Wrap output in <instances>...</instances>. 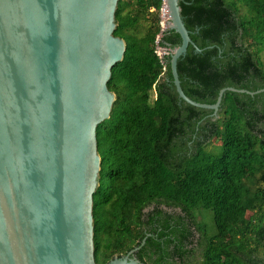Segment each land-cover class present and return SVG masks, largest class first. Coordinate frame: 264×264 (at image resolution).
Returning <instances> with one entry per match:
<instances>
[{
	"label": "trees",
	"instance_id": "obj_1",
	"mask_svg": "<svg viewBox=\"0 0 264 264\" xmlns=\"http://www.w3.org/2000/svg\"><path fill=\"white\" fill-rule=\"evenodd\" d=\"M162 0H118L123 58L107 82L116 95L97 125L93 194L96 264L144 243V264H264V92L225 91L216 114L180 100L161 33ZM202 49L177 61L184 93L214 103L226 86L264 88V0H179ZM158 43L157 35L160 34ZM168 49L160 57L156 46Z\"/></svg>",
	"mask_w": 264,
	"mask_h": 264
},
{
	"label": "water",
	"instance_id": "obj_2",
	"mask_svg": "<svg viewBox=\"0 0 264 264\" xmlns=\"http://www.w3.org/2000/svg\"><path fill=\"white\" fill-rule=\"evenodd\" d=\"M168 29L180 44L170 52L180 100L195 101L180 83L177 61L192 45L179 0H165ZM118 0H0V264H96L93 194L101 157L96 128L116 95L107 82L126 43L114 35ZM106 264H144L134 253Z\"/></svg>",
	"mask_w": 264,
	"mask_h": 264
},
{
	"label": "built area",
	"instance_id": "obj_3",
	"mask_svg": "<svg viewBox=\"0 0 264 264\" xmlns=\"http://www.w3.org/2000/svg\"><path fill=\"white\" fill-rule=\"evenodd\" d=\"M168 21H169L168 8H167L165 0H162V5L159 9V25H160L161 33L168 29ZM161 33L157 35L156 43H158V40H159ZM157 47H159V46L158 45L156 46V52L160 56V54L158 53ZM160 57H162V56H160Z\"/></svg>",
	"mask_w": 264,
	"mask_h": 264
},
{
	"label": "rangeland",
	"instance_id": "obj_4",
	"mask_svg": "<svg viewBox=\"0 0 264 264\" xmlns=\"http://www.w3.org/2000/svg\"><path fill=\"white\" fill-rule=\"evenodd\" d=\"M157 50L160 56H163L164 54H167L169 52L168 49L161 47V46L157 47Z\"/></svg>",
	"mask_w": 264,
	"mask_h": 264
}]
</instances>
